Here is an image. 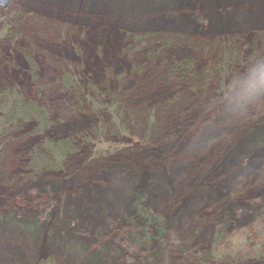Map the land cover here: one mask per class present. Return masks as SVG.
<instances>
[{
  "label": "rangeland",
  "instance_id": "obj_1",
  "mask_svg": "<svg viewBox=\"0 0 264 264\" xmlns=\"http://www.w3.org/2000/svg\"><path fill=\"white\" fill-rule=\"evenodd\" d=\"M6 13L22 21L18 38H0V89L39 90L48 125L29 134L33 122H25L0 156V264H133L139 257L143 264H264V101L227 118L214 75L193 92L166 64L190 56L196 72L210 68L215 39L230 35L242 71L264 51V0H10L0 4V19ZM149 32L155 37L133 38ZM169 34L175 42L149 56L157 35ZM62 62L121 102L134 120L128 136L145 135V115L154 108L149 142L98 154L83 142L61 171L26 177L32 145L77 135L93 122L57 86ZM116 135L105 139L125 143ZM147 230L163 231L162 240L149 239ZM22 238L28 259L15 260ZM179 245L208 250L216 262L181 257Z\"/></svg>",
  "mask_w": 264,
  "mask_h": 264
},
{
  "label": "trees",
  "instance_id": "obj_2",
  "mask_svg": "<svg viewBox=\"0 0 264 264\" xmlns=\"http://www.w3.org/2000/svg\"><path fill=\"white\" fill-rule=\"evenodd\" d=\"M21 19L22 16L19 13L2 15L0 19V38H18ZM155 35L149 32L135 35L133 38L135 41H140L153 38ZM157 36L161 39L157 47L148 51V55L151 57H157L163 49L175 42L171 34ZM236 39V36L230 35H220L215 39L218 48L217 59L210 68L196 72L194 70V60L188 56L167 62V70L193 92H201L214 75L213 78L217 81L216 92L220 96L229 78L237 72V68L244 61L240 48L234 45ZM23 53L32 65L30 74L31 78L34 79L31 55L25 50ZM117 78L120 81L123 79L122 75H118ZM85 81L78 66L68 62L61 63V71L56 79L57 86L72 93L76 98L78 110L91 114L93 122L86 131H82L77 135L56 140L42 137L39 142L32 145L24 154L22 168L26 177H34L42 171H61L69 155L83 142L91 143L93 153L96 154L124 145L131 146L135 143L147 144L149 142V132L154 125L152 117L154 108L145 115V135L141 139L130 137L127 133V125L134 121L130 113L125 111L121 102L113 94H108L107 91L100 92ZM39 94L40 92L37 90L36 95H27L23 92L22 87L16 84L5 85L0 89V156L3 153L5 143L10 139L11 132L20 130L25 122H33L31 131L27 132L29 134H41L48 125V110L38 99ZM171 103V100H167L164 104L169 107ZM114 134L126 137L125 143L105 139ZM147 236L153 241L155 238L160 241L163 238V231L153 230L151 232V230H147ZM177 252L181 257L189 256L201 263L216 262L214 255L208 250L198 251L194 247L179 245ZM145 257L151 259L152 255ZM142 259L144 258L139 257L132 263L143 264ZM38 264L54 263L50 258H45L39 261Z\"/></svg>",
  "mask_w": 264,
  "mask_h": 264
},
{
  "label": "clouds",
  "instance_id": "obj_3",
  "mask_svg": "<svg viewBox=\"0 0 264 264\" xmlns=\"http://www.w3.org/2000/svg\"><path fill=\"white\" fill-rule=\"evenodd\" d=\"M261 101H264V51H257L242 71L229 78L216 103L225 117L239 119Z\"/></svg>",
  "mask_w": 264,
  "mask_h": 264
},
{
  "label": "bare ground",
  "instance_id": "obj_4",
  "mask_svg": "<svg viewBox=\"0 0 264 264\" xmlns=\"http://www.w3.org/2000/svg\"><path fill=\"white\" fill-rule=\"evenodd\" d=\"M21 238V237H20ZM18 245L20 247V249L17 251V255L13 256V258L15 260H24V259H28V256H27V252L30 250V247H29V244H28V241L25 239H19L18 240ZM67 264H73V262L69 263L67 262ZM78 264H84V263H78ZM89 264H99L98 263H89Z\"/></svg>",
  "mask_w": 264,
  "mask_h": 264
},
{
  "label": "water",
  "instance_id": "obj_5",
  "mask_svg": "<svg viewBox=\"0 0 264 264\" xmlns=\"http://www.w3.org/2000/svg\"><path fill=\"white\" fill-rule=\"evenodd\" d=\"M10 0H0V4L5 7L9 3Z\"/></svg>",
  "mask_w": 264,
  "mask_h": 264
}]
</instances>
